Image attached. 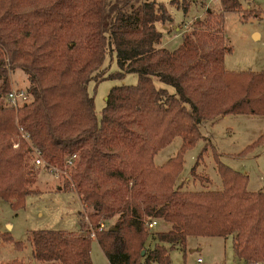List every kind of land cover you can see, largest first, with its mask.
Instances as JSON below:
<instances>
[{
    "label": "trees",
    "instance_id": "trees-1",
    "mask_svg": "<svg viewBox=\"0 0 264 264\" xmlns=\"http://www.w3.org/2000/svg\"><path fill=\"white\" fill-rule=\"evenodd\" d=\"M220 3L218 12L206 8V17H197L170 49L162 45L157 23L173 17L161 1L0 0V196L18 208L36 191L29 186L33 179L25 158L32 146L19 124L45 167L68 172L64 187L73 186L94 230L92 236L82 229H32L34 258L93 264L95 239L110 264H171L170 249L184 247L188 235H231L238 259L246 264L264 259V192L247 188L246 173L214 152L220 189L176 186L183 154L202 136L203 120L228 113L264 115V69L229 70L223 64L231 50L224 11L239 10L241 2ZM181 6L186 13L188 6ZM107 53L115 55L118 68L104 75ZM16 68L28 74L30 95L18 108L2 103ZM128 72L136 73L137 81L112 85L98 116L89 81ZM176 135L182 136L177 152L156 164L154 154ZM262 144L264 132L238 155ZM114 216L112 224L99 228ZM151 218L170 228L149 230ZM2 238L23 246L8 232Z\"/></svg>",
    "mask_w": 264,
    "mask_h": 264
},
{
    "label": "rangeland",
    "instance_id": "rangeland-1",
    "mask_svg": "<svg viewBox=\"0 0 264 264\" xmlns=\"http://www.w3.org/2000/svg\"><path fill=\"white\" fill-rule=\"evenodd\" d=\"M164 2L173 20L158 22L162 30V45L175 48L181 41L184 31H189L197 17H206V8L218 12L220 0H157ZM239 10L224 11V34L226 44L231 47L224 54L223 64L229 70L264 69V0H239ZM188 6L184 13L181 5ZM246 11H251L245 17ZM258 34H254V32ZM116 57L107 53L103 62V74L117 70ZM11 88L29 85L28 74L21 68L10 72ZM137 74L128 72L121 78H104L88 83V92L94 97V107L98 116L106 103L107 93L112 85L135 83ZM157 86L166 87L174 92V87L155 79ZM4 104V100L2 101ZM202 136L187 148L183 154L182 171L176 179V186L190 190L220 189L222 181L217 171L214 154L225 164L247 174V188L264 192V144L252 152L238 155L243 147L264 132V115L253 113H228L213 119L203 120L200 124ZM182 143V136L176 135L170 143L154 154V162L161 164L173 156ZM215 152V153H214ZM26 168L33 181L29 184L36 190L25 197L24 205L14 208L10 200L0 196V264L18 259L23 264H56L50 260H38L32 256L29 233L32 229L56 228L66 231L86 233L91 223L87 222V207L83 205L73 186L64 187L68 172L64 169L52 172L44 165L35 166L33 154L27 153ZM195 164L194 170L192 166ZM116 216L105 225L112 224ZM170 223L157 219L149 230H166ZM8 232L15 241L23 243L21 248L12 241L2 238ZM152 243V238H148ZM201 255L206 264H238L232 246V236L188 235L185 246L177 245L170 249L171 264H196ZM90 256L93 264H110L95 239L91 240ZM158 264V263H153ZM240 264H246L240 261Z\"/></svg>",
    "mask_w": 264,
    "mask_h": 264
},
{
    "label": "built area",
    "instance_id": "built-area-1",
    "mask_svg": "<svg viewBox=\"0 0 264 264\" xmlns=\"http://www.w3.org/2000/svg\"><path fill=\"white\" fill-rule=\"evenodd\" d=\"M30 100V95L28 94V92L23 89V88H10L9 91L7 92V94L4 97V104L12 106L14 108H18L20 105L28 102ZM18 129L20 131L21 136L32 146L31 148V153L33 154V160H34V165L37 167L39 165H44L45 161L42 158L40 151L37 147L33 146L31 144L30 138L28 136V133L26 131H24L23 127L21 125L18 124ZM14 146L16 145V143L13 144ZM76 157V153L71 154L70 156L67 157L65 164L67 166H69L72 162L73 159ZM49 169L54 172L57 173V170H59L60 168H58L55 165H50ZM88 222V219H87ZM157 222L156 218H151V219H147L146 220V226L147 227H152L153 225H155ZM104 222H100L99 224V228L104 227ZM92 236L94 235V230L91 227H88L87 230ZM203 262V258L202 257H197V263L201 264ZM252 264H264V259L260 260V261H254Z\"/></svg>",
    "mask_w": 264,
    "mask_h": 264
},
{
    "label": "crops",
    "instance_id": "crops-1",
    "mask_svg": "<svg viewBox=\"0 0 264 264\" xmlns=\"http://www.w3.org/2000/svg\"><path fill=\"white\" fill-rule=\"evenodd\" d=\"M254 34H258V36H259V33L256 32V31L253 33V35H254ZM263 149H264V148H263ZM199 256L202 257L201 255H199ZM199 256H197V257H199ZM50 261H51V260H50ZM240 261L244 262L242 259H239V260L237 261L238 264H240ZM52 262H53V263H56V264H59L57 261H52ZM244 263H245V262H244ZM152 264H153V263H152ZM196 264H198V263H197V258H196ZM201 264H206V262H205L204 259H203V262H202Z\"/></svg>",
    "mask_w": 264,
    "mask_h": 264
},
{
    "label": "water",
    "instance_id": "water-1",
    "mask_svg": "<svg viewBox=\"0 0 264 264\" xmlns=\"http://www.w3.org/2000/svg\"><path fill=\"white\" fill-rule=\"evenodd\" d=\"M107 98V97H106Z\"/></svg>",
    "mask_w": 264,
    "mask_h": 264
}]
</instances>
